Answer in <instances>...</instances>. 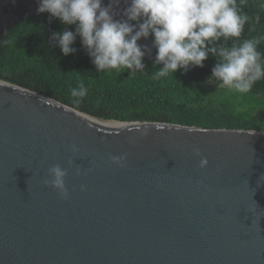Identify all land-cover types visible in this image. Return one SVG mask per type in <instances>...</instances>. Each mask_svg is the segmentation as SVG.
Masks as SVG:
<instances>
[{"label": "water", "instance_id": "water-1", "mask_svg": "<svg viewBox=\"0 0 264 264\" xmlns=\"http://www.w3.org/2000/svg\"><path fill=\"white\" fill-rule=\"evenodd\" d=\"M37 7L0 0V42ZM0 264H264V132L106 121L0 80Z\"/></svg>", "mask_w": 264, "mask_h": 264}, {"label": "clouds", "instance_id": "clouds-1", "mask_svg": "<svg viewBox=\"0 0 264 264\" xmlns=\"http://www.w3.org/2000/svg\"><path fill=\"white\" fill-rule=\"evenodd\" d=\"M121 2L109 0L105 6L104 0H37V12L48 13L64 25L51 37L63 56L76 53L73 45L79 37L97 72L126 68L135 75L147 68L145 56L151 57L154 47L153 67L160 65L153 73L156 79L204 68L210 56L217 62L209 81H219L218 87L247 94L264 79V52L260 51L264 35L241 39L251 21L237 0H123L126 7L117 11ZM69 26H75V32L68 30ZM150 36L152 47L138 43ZM69 92L73 103L79 104L88 88L80 80ZM72 151L78 149L73 146ZM194 151L201 157L199 167L207 168L208 160L199 149ZM111 160L126 167V155ZM68 163L72 165V160ZM67 175L56 164L49 168L45 181L64 199L70 195L65 184Z\"/></svg>", "mask_w": 264, "mask_h": 264}, {"label": "trees", "instance_id": "trees-1", "mask_svg": "<svg viewBox=\"0 0 264 264\" xmlns=\"http://www.w3.org/2000/svg\"><path fill=\"white\" fill-rule=\"evenodd\" d=\"M237 2L251 21L241 39L264 35V0ZM63 29L48 13L32 15L16 26L0 42V80L106 121L264 132V79L250 93L240 94L218 87L219 81H209L211 75L181 70L156 79L153 73L160 65L153 67L146 59L147 68L135 75L126 68L97 72L79 37L73 45L76 53L63 56L51 39ZM68 30L75 32V26ZM260 51L264 52V43ZM216 62L210 56L205 67ZM80 80L88 93L74 104L69 89Z\"/></svg>", "mask_w": 264, "mask_h": 264}]
</instances>
